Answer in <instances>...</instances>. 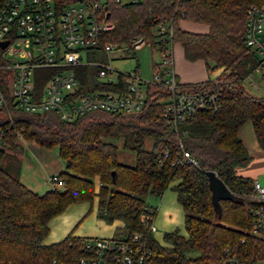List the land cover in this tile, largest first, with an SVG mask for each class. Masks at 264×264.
<instances>
[{
  "label": "trees",
  "instance_id": "obj_1",
  "mask_svg": "<svg viewBox=\"0 0 264 264\" xmlns=\"http://www.w3.org/2000/svg\"><path fill=\"white\" fill-rule=\"evenodd\" d=\"M263 3L105 0V21L112 28L102 34V41L130 45L139 37L151 44L156 35L151 29L163 25L170 45L178 43L185 60H202L208 74L219 70L202 81H177V85L209 88L218 94L220 106L215 111H198L172 129L160 116L165 92L146 86L144 105L135 114L92 111L60 121L53 113L18 112L11 117L0 113V264H79V258L88 254L85 244L93 237L69 232L50 243H43L42 238L54 214L70 202L92 196L99 215L108 222L120 220L125 236L139 234L157 264H209L224 253L244 264L263 259L264 238L250 232L249 211L258 204L264 206V201L252 197V179L234 171L250 159L236 134L243 122L250 123L257 145L264 149V94L252 95L242 85L261 63L256 51L243 41L245 10L249 4ZM180 19L204 24L206 31L184 30L178 26ZM151 70H159L157 62H151ZM44 71L36 69L35 73ZM77 71L82 88L95 86L93 65L78 66ZM259 76L264 82V71ZM42 81L36 78L35 86L40 87ZM17 138L33 140L45 148L56 147L64 163L63 170L55 174L59 187L37 193L18 179L21 146ZM118 138L122 148L133 153L132 164L117 158L112 139ZM145 138H151L148 149L143 147ZM180 149L195 164L180 162ZM8 158L14 159V165ZM205 170H213L226 189L242 201L219 200L217 216ZM170 182L182 211L184 234L165 233V244H159L140 216L148 208L153 216L154 209L145 197L160 196Z\"/></svg>",
  "mask_w": 264,
  "mask_h": 264
},
{
  "label": "built area",
  "instance_id": "obj_2",
  "mask_svg": "<svg viewBox=\"0 0 264 264\" xmlns=\"http://www.w3.org/2000/svg\"><path fill=\"white\" fill-rule=\"evenodd\" d=\"M106 12L105 0H1L0 41L6 43L0 46V113L7 117L18 112L53 113L60 121H70L92 111L135 114L144 105L146 86H156L165 92L160 116L172 129L198 111L219 108L218 94L209 88L177 85L168 33L164 34L166 29L161 24H156L155 30L159 70L144 79L137 67L130 72L114 69L110 64L111 53L126 46L120 48L101 40L102 34L112 28L105 21ZM263 22L264 3L249 4L243 22V41L261 60L254 69L257 72L264 71ZM146 42L137 37L129 46L139 47ZM96 51L101 52L105 61L89 59ZM82 65L95 67L92 79L95 86L81 87L84 83L78 78L77 67ZM36 69L47 71L35 73ZM36 78H43L40 87L35 86ZM178 155L180 162L195 164L183 149ZM48 180L58 179L53 174ZM251 185L252 197L264 201V184L252 180ZM151 211L148 208L140 216L149 232L154 229ZM249 213L250 232L264 238V206L258 204ZM85 247L88 254L79 258V264H157L150 247L137 233L93 237ZM209 264L244 263L224 253ZM257 264H264V258Z\"/></svg>",
  "mask_w": 264,
  "mask_h": 264
},
{
  "label": "rangeland",
  "instance_id": "obj_3",
  "mask_svg": "<svg viewBox=\"0 0 264 264\" xmlns=\"http://www.w3.org/2000/svg\"><path fill=\"white\" fill-rule=\"evenodd\" d=\"M126 1V0H121ZM264 27V22H263ZM155 30L151 29V34ZM156 36H152L151 44L142 43L139 47H130L126 44H118L120 48L126 46L125 49H117L111 53V66L121 72H130L137 67V72L140 77L148 79L151 77V62L160 60L159 47L156 44ZM169 45V43H168ZM89 59L105 61L104 56L100 51ZM219 70H214L210 76H215ZM260 72L254 71L248 75L242 85L252 95L259 96L264 94V82L260 79ZM19 140V141H18ZM18 143H23L21 146V160L19 161V169L26 179L36 184V192H44L52 186L59 187L55 182L48 180L51 173H55L58 169L63 170V161L57 155L55 146L44 148L38 147L33 140H24L17 138ZM116 145L117 158L126 164L133 163V153L122 148L121 139H112ZM151 146V138L143 140V147L148 149ZM37 147L38 150L35 148ZM13 158H8L11 162ZM14 160V159H13ZM36 179V180H34ZM95 186H96V180ZM171 182L163 190L161 196H146L145 201L153 207L154 214L152 216V225L154 229L151 231V236L154 241L159 244H165L164 234L168 232H177L184 234L182 226V211L175 200V194L170 188ZM47 233L42 238V241H50L54 239L58 232L67 228L71 234H83L88 237L109 236L111 234H119L123 231V226L120 220L113 219L105 221L98 213L96 206V198L92 196L90 200L70 202L63 207L61 211L54 214L48 221Z\"/></svg>",
  "mask_w": 264,
  "mask_h": 264
},
{
  "label": "crops",
  "instance_id": "obj_4",
  "mask_svg": "<svg viewBox=\"0 0 264 264\" xmlns=\"http://www.w3.org/2000/svg\"><path fill=\"white\" fill-rule=\"evenodd\" d=\"M178 26L184 30L192 31V32H205L206 26L204 24L196 23L190 20L180 19L178 20ZM171 51V67L172 72L178 82L181 83H194L198 81L204 80L211 73H207L204 62L200 59H196L193 61H188L183 58L182 49L178 43H172L170 45ZM216 71V70H215ZM238 138L244 145L247 154L250 156L249 161L243 166H235L234 171L235 174L239 176H246L252 180H257L259 183L264 184V149H261L254 138V134L252 131V127L248 121L243 122L236 132ZM19 141V140H18ZM35 143V142H34ZM22 146L21 143H19ZM38 147L39 145L35 143ZM42 147V146H40ZM37 150L38 148L35 147ZM45 148V147H44ZM18 157L21 160V153H17ZM64 167V163H63ZM61 171L60 169L56 170L55 173H51L50 175L56 174ZM18 179L28 188L36 192V184L34 181L31 182L30 179H26L25 175L22 174V171L19 169ZM36 180V179H34ZM40 193V192H37ZM162 194V193H161ZM160 194V196H161ZM49 223V222H48ZM70 231L67 228L62 229V232H58L54 239L50 241H42L43 243H50L61 239L64 235L69 233ZM84 232H78V234H73L80 237H88L83 234ZM122 234H111L109 236H97V237H113L120 236ZM91 237V236H90ZM95 237V236H93Z\"/></svg>",
  "mask_w": 264,
  "mask_h": 264
},
{
  "label": "water",
  "instance_id": "obj_5",
  "mask_svg": "<svg viewBox=\"0 0 264 264\" xmlns=\"http://www.w3.org/2000/svg\"><path fill=\"white\" fill-rule=\"evenodd\" d=\"M107 15V12H106ZM6 40L0 41V46H3ZM113 174V172H111ZM205 175L207 177V184L210 191V202L214 213L218 216L220 214L219 200L227 199L233 202H241L240 197H236L231 194L224 186L222 180L217 177L213 170H205Z\"/></svg>",
  "mask_w": 264,
  "mask_h": 264
}]
</instances>
